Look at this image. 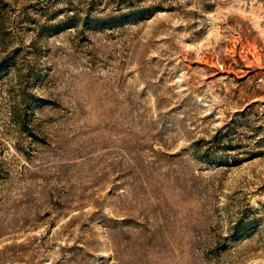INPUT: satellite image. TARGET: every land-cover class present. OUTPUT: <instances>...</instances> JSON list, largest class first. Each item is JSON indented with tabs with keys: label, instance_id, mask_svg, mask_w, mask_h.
Returning <instances> with one entry per match:
<instances>
[{
	"label": "rangeland",
	"instance_id": "obj_1",
	"mask_svg": "<svg viewBox=\"0 0 264 264\" xmlns=\"http://www.w3.org/2000/svg\"><path fill=\"white\" fill-rule=\"evenodd\" d=\"M0 264H264V0H0Z\"/></svg>",
	"mask_w": 264,
	"mask_h": 264
},
{
	"label": "trees",
	"instance_id": "obj_2",
	"mask_svg": "<svg viewBox=\"0 0 264 264\" xmlns=\"http://www.w3.org/2000/svg\"><path fill=\"white\" fill-rule=\"evenodd\" d=\"M149 12H151V11H149V9L141 11L142 14L149 13Z\"/></svg>",
	"mask_w": 264,
	"mask_h": 264
}]
</instances>
